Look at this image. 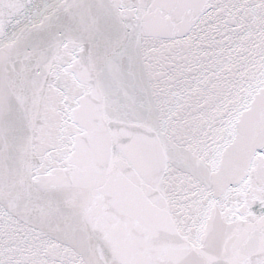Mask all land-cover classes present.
Segmentation results:
<instances>
[{
  "label": "snow or ice",
  "instance_id": "6c2138e0",
  "mask_svg": "<svg viewBox=\"0 0 264 264\" xmlns=\"http://www.w3.org/2000/svg\"><path fill=\"white\" fill-rule=\"evenodd\" d=\"M0 264H264V0H0Z\"/></svg>",
  "mask_w": 264,
  "mask_h": 264
}]
</instances>
